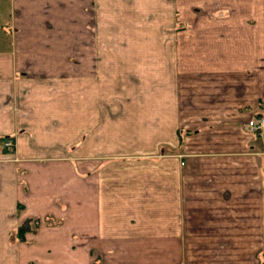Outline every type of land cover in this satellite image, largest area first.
Listing matches in <instances>:
<instances>
[{
  "label": "crops",
  "instance_id": "obj_1",
  "mask_svg": "<svg viewBox=\"0 0 264 264\" xmlns=\"http://www.w3.org/2000/svg\"><path fill=\"white\" fill-rule=\"evenodd\" d=\"M86 1L77 8L72 0H0V135L38 130L41 116H57L71 123L66 128L76 157L83 144L90 156L103 157L87 187L79 165L67 175L68 161L43 156L41 143L28 144L23 164L0 157V258L17 264L4 244L34 217L39 228L30 222L21 241L37 243L52 229L49 245L30 248L45 264H177L191 260L192 246L203 243L232 249L237 264L253 261L264 248V134L242 123L264 115V0H233L236 13L248 4L243 16L255 20L248 53L234 44L231 60L192 63L191 75L180 76L177 43L156 44L146 60L151 71L143 60L136 81L153 84L152 93L117 107L113 79L98 80L80 59L82 46L68 45L55 22L64 13L79 19ZM154 1L157 12L149 17L159 19L161 1ZM9 23L14 31L6 29ZM102 96L110 100L99 101ZM24 166L31 174L40 169V179L18 171ZM28 208L32 216L25 219ZM241 251H248L245 263Z\"/></svg>",
  "mask_w": 264,
  "mask_h": 264
},
{
  "label": "rangeland",
  "instance_id": "obj_2",
  "mask_svg": "<svg viewBox=\"0 0 264 264\" xmlns=\"http://www.w3.org/2000/svg\"><path fill=\"white\" fill-rule=\"evenodd\" d=\"M160 1V4H158L160 10L159 19L149 17L154 12H157V2L154 0H87L85 3L80 4L79 19L76 16L72 18L71 13L70 17L72 19L70 17L67 18L65 17L67 13H64V19L58 18L55 21L64 30L65 36L63 37L66 38L68 45L72 43L73 45L82 46V51L79 53L81 55L80 59L81 61H85L89 70L95 71L94 73H96L95 75H97L98 80L113 79L111 86L107 83L106 88L109 85L112 89L110 97L114 107L131 102L133 100L131 99L132 95L142 98L143 94L152 93L149 87L153 84L136 83V81L140 80L138 76H140V70L143 69V60L146 62L145 66L149 68L145 70L151 71L152 62L147 63L146 60L152 59V46L156 44H160L161 42L169 44L177 43V54H174V56L177 58V74L180 76L191 75L189 67H192V63L197 65L207 60H231V51L234 44H240L242 55L243 52H249L250 44H252L251 48L255 47L256 37L253 33H250L252 24L255 25V20H246L243 16L248 15L246 14L248 12L244 13L248 8V4H242V12L238 14L233 7V0ZM236 1L238 0H235V3ZM72 2H74V6L79 8V0H72ZM71 8L67 6L68 11ZM238 15H242L240 19ZM45 24L48 28H53L51 20L47 19ZM6 29L14 31L11 23L9 25L6 24ZM174 32L175 38L169 35ZM48 37L49 35L47 34L46 38ZM58 39L60 38L58 37ZM62 43L64 41H60V44ZM84 44H86L85 47H83ZM28 53L33 55L34 51H29ZM68 59L71 58L69 57ZM192 71L193 73L196 72L194 69ZM145 74L148 75L150 73L145 72ZM83 84H86L85 88H83ZM87 86L88 83H82V89H86ZM61 89L63 88L60 87ZM66 89L67 91L69 90L68 88ZM69 99L66 101L68 102L67 109L70 110L74 104ZM106 99H108V96L107 98L104 96L98 98L102 102ZM42 119H44V124H40L38 130L31 129V131H28L24 129L21 131L18 129L13 133L7 132L1 134L0 157H3L5 161L11 160L23 164L24 160L22 158L25 156L23 150L25 148L28 149V144L36 142L39 145L38 143H41L45 145L43 149L40 146H37V148L44 152L43 156L49 157L51 155L54 158H64V161H68L65 162V172L67 175L69 168L76 169L77 165H79L82 172L81 186L87 187L85 183L89 182V172H94L95 169L101 167L102 162L100 161H103V157H95L88 154V147L86 145L83 146L84 144L82 143L84 141L83 134L85 133H82L83 137L81 136L80 138V143L83 144L81 147L82 157H76V148L78 147L75 146L77 143H73L71 129L66 128L71 123L65 126V122L63 124L59 122L60 120L57 116L49 118L41 116L40 120ZM52 119L57 120L53 121ZM83 122L85 120L81 118V123L83 124ZM246 123H242V128L250 132L247 129ZM18 128L20 127L18 126ZM41 128L42 130H40ZM260 134H264V131ZM7 142H10L12 145L7 146ZM164 149V147L160 148V150ZM40 150L38 151L40 152ZM189 150L200 149L190 147ZM38 156L41 157V155ZM47 157L44 159H47ZM180 158H183V156L181 155ZM72 163L75 167H73ZM181 163L183 165L184 162ZM19 169L18 171H21L26 177L40 179V169L31 170L32 174L29 171L30 168H25V166L24 169ZM93 182L95 183V181ZM61 187L64 191H67L69 189L68 181L66 180ZM20 208H23V205H20ZM28 210L29 208L22 211V216H25V219L32 216ZM28 219L32 222L34 229L39 228L34 225V222H36L34 217ZM50 230L52 229L46 230L43 238L36 239L35 242L37 243L34 244L30 241L24 243L25 241H21L15 233L12 241L7 245L4 244V246H9L15 252L17 264H45V261L41 258L42 255L40 254L37 257L36 252L33 253L30 248L37 250L45 245H49V242H52V240L46 241V234ZM48 234L51 235L50 233ZM1 247L2 244L0 245ZM211 248L214 249L211 251ZM224 248L226 251H219L218 244L208 243L192 246L193 258L186 262L183 260L178 261L177 264H237L232 259V249L226 246ZM48 251H51V248ZM247 254L248 251H241L240 255L242 259L240 261L245 263ZM255 255L253 261L251 259L247 261V264H253L254 261L257 264H264V248L257 250ZM0 264L14 263L9 258H0Z\"/></svg>",
  "mask_w": 264,
  "mask_h": 264
},
{
  "label": "built area",
  "instance_id": "obj_3",
  "mask_svg": "<svg viewBox=\"0 0 264 264\" xmlns=\"http://www.w3.org/2000/svg\"><path fill=\"white\" fill-rule=\"evenodd\" d=\"M246 126L250 132L262 133L264 131V115L249 119L246 123ZM6 145L10 146L12 144L7 142Z\"/></svg>",
  "mask_w": 264,
  "mask_h": 264
},
{
  "label": "trees",
  "instance_id": "obj_4",
  "mask_svg": "<svg viewBox=\"0 0 264 264\" xmlns=\"http://www.w3.org/2000/svg\"><path fill=\"white\" fill-rule=\"evenodd\" d=\"M30 229V219H27L25 222H23L18 228H17V237L20 240H25V233Z\"/></svg>",
  "mask_w": 264,
  "mask_h": 264
}]
</instances>
